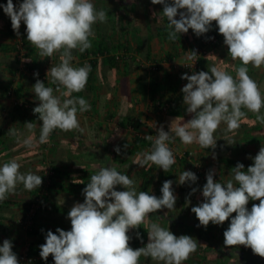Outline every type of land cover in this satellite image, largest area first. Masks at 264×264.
I'll use <instances>...</instances> for the list:
<instances>
[{
    "label": "clouds",
    "instance_id": "9594fccd",
    "mask_svg": "<svg viewBox=\"0 0 264 264\" xmlns=\"http://www.w3.org/2000/svg\"><path fill=\"white\" fill-rule=\"evenodd\" d=\"M151 3L163 5L170 41H175L177 34L188 33L189 29L197 37L202 36L215 22L228 55L233 61L240 62L235 68V77L216 66L181 76L187 80L181 91L191 119L182 125H174L173 120L170 131L161 126L155 138L145 135L146 140L152 141L151 151L142 153L135 161L141 167L157 165L167 172L176 163L169 147L175 137L185 145L195 142L202 148L215 149L217 139L214 134L221 123L226 124V132L238 130L240 121L246 117L244 109L254 113L256 120L264 124V113L261 112L264 93L248 74L249 65L257 69L264 66V0H151ZM0 8L10 18L17 37L21 35L23 22L27 41L38 49L41 57L60 54V63L47 72L60 96L54 95L53 87L45 86L39 79L33 85L39 101L33 113L42 121L39 143H48L55 129L83 132L77 114L89 111L91 105L85 98L72 93L85 89L91 66L74 67L73 50L83 53L92 47L93 25L98 21L107 22L106 11L103 8L97 10L92 0H23L18 7L13 0H7ZM195 54L193 51L189 59H194ZM34 75L38 77L39 73ZM61 87L66 91H61ZM24 126L31 132L36 125L25 122ZM173 131L175 137L170 134ZM8 134L18 136L20 133L11 127ZM232 143L234 141H228L229 145ZM25 144L31 146L28 140ZM114 150L121 153L120 147ZM249 158L253 160L252 165L245 170L244 164L238 162L231 169L232 178L225 183L216 181L215 170H209L201 191L203 202L193 206L191 212L199 221L197 227L205 229L210 223L223 225L230 220L223 232L224 245L244 246L264 258V146L255 157ZM20 167L15 160L0 166V201L14 194L17 185L22 184L28 191L42 185L41 176L22 173ZM197 179L194 172L184 170L177 184L191 185ZM118 185L124 190H116ZM172 185V180H165L160 189L161 196L157 197L147 191L137 192L135 181L114 167L101 168L91 175L90 182L82 190L84 202L75 203L67 214L71 229L65 231L58 227L55 233L47 232L45 243L39 246L41 259L47 261L51 255L54 264H139L143 256L157 264H183L197 250L193 237L176 236L170 229L151 223L147 228L148 242L133 249L130 246L132 237L128 234L132 229H139L151 213L175 209L177 196ZM197 191V188H191L188 197ZM188 197L187 204L191 203ZM249 201L259 203L252 204L249 210ZM136 238L143 244L138 231ZM12 249V242L5 239L0 245V264H20Z\"/></svg>",
    "mask_w": 264,
    "mask_h": 264
},
{
    "label": "crops",
    "instance_id": "0c3cea01",
    "mask_svg": "<svg viewBox=\"0 0 264 264\" xmlns=\"http://www.w3.org/2000/svg\"><path fill=\"white\" fill-rule=\"evenodd\" d=\"M102 1L92 0L95 6L98 4V10L102 7L99 5ZM22 2L23 0H13L17 7ZM6 3L7 0H0V5H6ZM162 12L163 5H153L151 0H113L109 10L106 11L107 22L98 21L93 25L95 36L90 38L92 47L83 53L73 50L72 65L74 67H83L91 58H95L97 62L96 68L88 76L85 89L80 93H72L73 96L85 98L91 105L89 111L77 114L80 127L84 131L64 132L55 129V134L49 142L41 144L39 143L38 114L33 113L39 101L33 92V85L39 79L45 83V86L53 87L54 95L60 96V92L55 91L57 85L52 84L50 76L47 75L51 67L60 63V54L54 53L52 57H41L38 49L27 41L26 26L23 22L20 27L21 35L17 37L11 27L10 18L0 8V166L5 162L15 160L20 164L22 173L32 172L42 177L41 163H43L42 160H46L45 162L50 165L54 164L63 171L61 177L55 181L56 188L49 189L51 191L43 216L37 214L39 217L35 216L29 225H23L26 206L43 187V182L39 188L32 191L24 189L22 184L17 185L14 194L0 201V245L5 239L10 240L13 244L12 250L17 257L20 253L26 252L38 258L33 264H54V261L49 259L47 261L41 259L39 246L45 243L49 230L55 233L58 227L65 231L71 229L67 214L75 203L84 202L82 190L90 181L91 175L98 173V171L89 172L88 166L96 165L101 169L107 159L92 151V147L100 146L102 142H108L113 146L123 145L126 133L132 127L138 102H145L139 105V110L144 113L146 109L145 113H147L146 106L149 98L155 96L171 100L177 97L181 92L178 86L177 70L185 60V53L188 50L200 48L201 39L218 30L216 23L213 22L210 31L202 36L197 37L189 29L188 33L177 34V39L170 41L168 21ZM223 40L218 46L205 49L196 73L208 71L212 66H216L235 77V68L240 66V62L233 61L228 55V49ZM19 43L22 44V50L16 48ZM102 49L108 50L109 55L125 53L128 59L124 64L121 63L114 68L110 67L101 55L95 54ZM136 58L147 62L156 59L160 62L161 88L152 91L151 88L146 89L150 86V80L147 78L149 75L135 65ZM248 67V74L258 83L261 92L264 93V66L259 69L251 65ZM37 72L38 77L34 75ZM7 91H10V94H7ZM61 91H66V89L61 87ZM19 102L24 103L26 107L16 108ZM176 104L181 105L186 111L183 95H180ZM244 111L246 117L240 121V126L244 127H239V131L226 132V124L221 123L214 134L217 139L215 149L202 148L195 142L185 145L179 137H175L174 131L170 134L175 137L177 147L187 149V151L192 149H195V152L198 151L204 159L203 162L208 165V169L215 170L214 179L225 183L232 178L231 169L238 162L253 161L249 157H255L261 146H264V124L256 120L254 113L246 109ZM261 112L264 113V108ZM183 116L178 119L182 124L191 119V115L187 112ZM162 117L160 125L164 126L165 131H169L167 126L170 118L166 114ZM25 122H33L36 126L29 132L24 126ZM11 127L18 129L20 134L10 136L8 131ZM104 132H110L112 136L107 138L109 134ZM26 140L31 142L30 147L25 144ZM228 141H234V143L229 145ZM216 148L221 149L216 151ZM88 156L90 158H87ZM130 159L132 163L135 161L134 156H129L127 165ZM184 170L187 168L179 169L178 164H173L167 172L152 171L151 175L154 178L149 180L158 179L152 183L142 180V178L146 179L144 175L148 176V173L137 178L132 176V173L129 174L131 172L129 169L124 172V175L135 181L137 192L147 191L159 197L163 182L172 180L174 194L177 196L175 209H162L151 213L139 229L129 231L128 234L132 237L130 246L135 249L142 244L140 239L136 238L137 231L141 234L143 245H145L148 242V226L151 223H158L170 229L176 236L189 235L196 240L197 250L183 264L234 263V260L239 258V254L231 251L223 243V232L227 229L230 220L223 225L210 223L206 229L202 226L197 227L199 221L191 212V208L203 202L201 191L206 179L198 178L195 184L179 185L177 180ZM188 171L191 170L188 169ZM193 187L198 191L188 197ZM116 190L123 191L124 189L118 185ZM186 197L191 203H186ZM254 203L258 204L259 201H249L247 205L249 210ZM238 248L249 253L250 257L261 258L254 255L250 248L244 246ZM49 256L53 259L51 255ZM139 264H157V262L142 256Z\"/></svg>",
    "mask_w": 264,
    "mask_h": 264
},
{
    "label": "rangeland",
    "instance_id": "374dc122",
    "mask_svg": "<svg viewBox=\"0 0 264 264\" xmlns=\"http://www.w3.org/2000/svg\"><path fill=\"white\" fill-rule=\"evenodd\" d=\"M197 49H194V50H197ZM137 59H139L142 63H145L146 65L148 64L147 61H144L141 58H137ZM135 62H136V64H135L136 66H138L142 70L146 71V68L145 67H141V64L138 61H135ZM154 62H156V64L159 66L158 71L156 73H150V72L146 71L145 73L147 75H149L147 77L148 79H150V78H154L155 79L156 78L157 79V88H161L160 85H161V82H162V79H161L162 73H160V69H161L160 62L158 60H156V59L150 60V63H154ZM177 76H178V73H177ZM179 90H181L180 87H179ZM180 95H183L182 91L179 93V95H177V97L173 98L174 100L171 99L169 101H171L172 103L173 102H177L179 100ZM157 98L162 100L161 97L160 98L157 97ZM166 100H168V99H165L164 101H166ZM151 102H152V100L149 98V100L147 102V106H146L147 113H145L146 109H145L144 113H141L143 111L139 110V105L140 104L142 105L145 102L144 103L138 102V105H136V106H138V109L136 110V114L134 116V121L132 123V127L130 128V131H128V133H126V138H125L126 140H125V143L123 145H120V146H116L115 145V146H113V145H111L108 142H102L100 146L95 145V146L92 147V149H93L92 151H95L96 153H99L100 156H102L104 158H107L105 160V164H104L103 168L104 167H114L121 174H124V172H126L129 169V170H131V172H129V174L132 173V176H136L137 178H139L141 175H143L145 173H148V176H147V174L144 175V176H146V179L142 178L143 181L144 180H145V182L147 181L146 183H152V182L158 181L157 178H156V180L155 179L149 180L150 178H154V176L151 175L152 171L153 172H158L159 170H162L157 165H154V166H151V167H148V166L141 167L137 163H134L137 160L138 156H140L142 153H144L146 151L150 152L151 151V147H152V141H149V140H147L149 142V145L140 144L138 147H136V146H134V139L135 138L145 139V135H152L155 138V136L157 134V129H159L161 127L160 124L162 122L163 117L158 112L157 113L153 112V108L151 107ZM150 111H151V113H150ZM138 118L143 120V122H145L146 125L143 126V124L138 123V121L136 122L135 120L136 119L138 120ZM158 125H160V126H158ZM163 128H164V126H163ZM104 133L109 134V135H107V138L112 136V134L110 132H104ZM175 141L176 140H174V142H170L169 146L173 147L174 149L179 150V151H184V150L187 151V149H182L181 147H177L175 145ZM126 144L128 145L127 148L124 147V145H126ZM116 147H120V149H121V153L120 154H117V152L114 150ZM128 151H130L131 154L128 153ZM190 151H192V158L193 159L191 158V160H189V161L182 160L180 163H177L178 164V168L179 169H182V167L184 169L187 168V170L189 169V170H191L193 172L192 163H193V161H195V162H199L200 163V165L204 168V170H205V172L207 174L209 169L207 167L208 165H206V163L203 162L204 159L199 155L198 151L195 152V149H192ZM129 156H134V160L135 161L132 163L131 162L132 159H130L129 165H127L128 164L127 160H128ZM87 158H90V157L88 156ZM45 161L46 160H42V162H45ZM188 163H189V165L186 166V164H188ZM245 164H244L245 170H247V167H246ZM88 169H90L89 172H96V171L100 170L99 167H97L96 165H90V166H88ZM137 174H139V176ZM54 184L51 185L48 188V196L50 195V191H51V190L49 191V189H52L53 187L56 188ZM48 196H47V199H48ZM46 204H47V200L45 201V206L43 207L41 212L38 213L39 216H43V212L45 210ZM38 217H36V218L38 219ZM223 264H224V262H223Z\"/></svg>",
    "mask_w": 264,
    "mask_h": 264
},
{
    "label": "built area",
    "instance_id": "2783aa9c",
    "mask_svg": "<svg viewBox=\"0 0 264 264\" xmlns=\"http://www.w3.org/2000/svg\"><path fill=\"white\" fill-rule=\"evenodd\" d=\"M211 37V39H210ZM223 36L219 34L218 30H215L214 32L210 33L209 35L203 37L200 41L201 47L198 48L197 50H191L185 53V60L179 65V68L177 70L178 73V86L182 89L184 85H186L187 80L181 79V76L184 73H187L188 75H192L197 72L201 58L205 52L206 48L214 47L219 45L222 40ZM17 50H22V44L19 43V45L16 46ZM193 51L196 53L194 59H189L190 56H192ZM115 59L117 61H121L122 59H127L128 56L125 53H119V54H114ZM135 61H138L141 64V67H145L146 71L150 73H156L159 69V66L154 63L148 62L146 65L145 63H142L139 59H135ZM10 94V92H8ZM165 99H157V101L151 102V107L153 108V112H158L161 115H165L169 108L172 106V102L169 100L164 101ZM17 106L19 108H25L26 105L24 103H17ZM136 122L143 124V126L146 125L143 120L136 119ZM41 124L42 121L38 119V126L39 130L41 131ZM54 134L53 132L49 136V140L52 138ZM170 147V146H169ZM170 149L173 151L176 163L181 162L182 160L189 161L192 158V152L191 151H179L174 149L173 147H170ZM193 159V158H192ZM193 166V172L197 175L198 178L200 179H206V172L204 168L200 165L199 162L193 161L192 163ZM42 179H43V187L33 196L30 202H28L26 206V211H25V217H24V226L26 224H31L32 219H34L35 216H37L38 213L41 212L43 207L45 206V200L48 196V188L52 185V179H53V171L51 168L50 163L48 162H43L42 163ZM144 246L143 244H140L139 247ZM20 264H33L35 263L38 258L36 256H30L26 252L20 253L18 257ZM49 260L54 261L50 256L48 257Z\"/></svg>",
    "mask_w": 264,
    "mask_h": 264
},
{
    "label": "trees",
    "instance_id": "16d2710c",
    "mask_svg": "<svg viewBox=\"0 0 264 264\" xmlns=\"http://www.w3.org/2000/svg\"><path fill=\"white\" fill-rule=\"evenodd\" d=\"M112 2H113V0H103L99 5H101L102 6L101 8H103L105 11H108L109 7L112 4ZM97 5L95 7L98 10L99 6H97ZM199 44H200V47H201V43L200 42H199ZM214 47H216V46H214ZM95 54L101 55V57L105 61H107V63L110 65V67H113V68L116 67V65H119L121 63L124 64L125 61L128 59L127 58V59H124V60L122 59L121 61H117L115 59V55H109L108 54V50L106 51L105 49L98 50ZM87 64H89L91 66V71L89 73V74H91L92 71L96 68L97 62H96L95 58H91V59L87 60ZM149 80H150V83H149L150 86H147L146 89L149 90L151 88L150 89L151 91L154 90V89L156 90L157 89V79L156 78L155 79L154 78H150ZM7 94H8V91H7ZM150 99L152 100V102H154V101H157L158 98L154 96V97H152ZM16 108H18V106ZM184 113H186V111L181 105H177L176 102L172 103V106L169 108V110L166 113V116H168V118H170V120H169L170 123H168V126H167L169 131H170V124L172 123L173 120H174L173 121L174 125H182L181 121L178 120V119H181L182 117H184L183 116ZM240 127L243 128L244 126H240ZM54 134H55V130H54ZM54 134H53V136H54ZM216 134H218V133H216ZM140 144L149 145V142L147 140H145V139L135 138L134 139V146L138 147ZM220 149L221 148H216V151H220ZM128 153H130V151ZM252 163H253V161H248L246 164L245 163L244 164L246 165V167H248V166L252 165ZM51 168H52V171L54 173L53 179H52V185H53L55 183L56 179L61 177V174H63V171H61L57 167H55L54 164H51ZM46 200H47V198H46ZM227 248H229L231 251H235V252H237L239 254V258L238 259L236 258L234 260V263H231V264H236V262L238 264H264V258H253V257H250V254L247 253V252H244V250L242 248H238V247H227Z\"/></svg>",
    "mask_w": 264,
    "mask_h": 264
}]
</instances>
